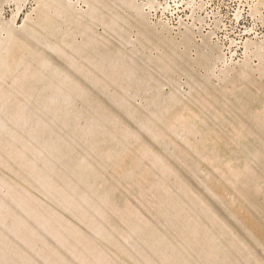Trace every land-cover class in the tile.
<instances>
[{"label": "rangeland", "instance_id": "374dc122", "mask_svg": "<svg viewBox=\"0 0 264 264\" xmlns=\"http://www.w3.org/2000/svg\"><path fill=\"white\" fill-rule=\"evenodd\" d=\"M158 7L0 0V264H264V0Z\"/></svg>", "mask_w": 264, "mask_h": 264}, {"label": "built area", "instance_id": "2783aa9c", "mask_svg": "<svg viewBox=\"0 0 264 264\" xmlns=\"http://www.w3.org/2000/svg\"><path fill=\"white\" fill-rule=\"evenodd\" d=\"M250 2L251 0H154L153 5L155 8L159 5L157 8L158 17L166 13L173 18L178 17L180 11L184 10L187 5L190 18L197 15V12L202 9L205 18L213 21L216 16L220 15V12L235 17L244 16ZM181 18L179 17V19ZM165 19H169V17Z\"/></svg>", "mask_w": 264, "mask_h": 264}, {"label": "bare ground", "instance_id": "6f19581e", "mask_svg": "<svg viewBox=\"0 0 264 264\" xmlns=\"http://www.w3.org/2000/svg\"><path fill=\"white\" fill-rule=\"evenodd\" d=\"M153 1V0H152ZM148 4L150 3V6H154L152 3H151V0H147Z\"/></svg>", "mask_w": 264, "mask_h": 264}]
</instances>
